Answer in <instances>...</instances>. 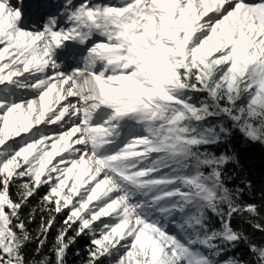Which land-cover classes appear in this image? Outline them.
Listing matches in <instances>:
<instances>
[{"label": "snow or ice", "instance_id": "1", "mask_svg": "<svg viewBox=\"0 0 264 264\" xmlns=\"http://www.w3.org/2000/svg\"><path fill=\"white\" fill-rule=\"evenodd\" d=\"M237 133L264 146V0H0V264H264Z\"/></svg>", "mask_w": 264, "mask_h": 264}, {"label": "trees", "instance_id": "2", "mask_svg": "<svg viewBox=\"0 0 264 264\" xmlns=\"http://www.w3.org/2000/svg\"><path fill=\"white\" fill-rule=\"evenodd\" d=\"M230 147L235 148L236 152L239 154L240 166L236 167L235 171H233L235 166L228 167V174L230 175L228 176L227 183L229 187H236L244 180L251 182V187L245 188L241 196V202L245 204H256L260 209V216L256 218V222H264V146L245 142L237 133ZM218 151H223V149H219ZM13 195H15V190H13ZM42 195L43 191L31 201L28 208H25L24 212L26 215L31 210V207L38 205L40 196ZM62 219L63 217H58L57 227L60 226ZM233 223L235 227L244 231L253 243L264 245V232H259L253 229L251 222H249L247 217H237L234 219ZM38 224L39 214L37 215V220L30 225L29 230L35 233ZM55 235L56 229L54 228L48 238L49 244L40 256L35 255V244H29L26 249L28 258L31 260H39L42 259L44 255L50 256L51 254L48 252V248L51 247V242L54 240ZM87 246V237L78 238L76 244L70 248L67 254V264H84V261L87 259L85 251ZM246 251V246L241 245L238 255L244 257L245 260H250L251 257L246 255ZM77 252L80 253L79 256L76 255ZM105 264H107V261ZM252 264H255L254 260L252 261Z\"/></svg>", "mask_w": 264, "mask_h": 264}, {"label": "rangeland", "instance_id": "3", "mask_svg": "<svg viewBox=\"0 0 264 264\" xmlns=\"http://www.w3.org/2000/svg\"><path fill=\"white\" fill-rule=\"evenodd\" d=\"M80 0H74V3H79ZM99 2H112V3H116L117 0H99Z\"/></svg>", "mask_w": 264, "mask_h": 264}]
</instances>
